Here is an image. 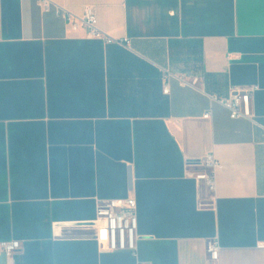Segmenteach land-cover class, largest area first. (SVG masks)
<instances>
[{
  "label": "crops",
  "instance_id": "crops-1",
  "mask_svg": "<svg viewBox=\"0 0 264 264\" xmlns=\"http://www.w3.org/2000/svg\"><path fill=\"white\" fill-rule=\"evenodd\" d=\"M51 1L93 7L124 42L0 0V242H21L0 264H264L263 132L214 99L252 89L264 123V0ZM209 153L213 192L196 178ZM129 197L136 255L92 225L99 202Z\"/></svg>",
  "mask_w": 264,
  "mask_h": 264
},
{
  "label": "built area",
  "instance_id": "built-area-1",
  "mask_svg": "<svg viewBox=\"0 0 264 264\" xmlns=\"http://www.w3.org/2000/svg\"><path fill=\"white\" fill-rule=\"evenodd\" d=\"M44 11H50L54 6L56 13L64 18L74 31L84 28L88 35L95 38H102L108 43L118 42L123 44V40H116L104 33L99 27V20L95 9L91 6L85 8L82 14H75L51 0H39ZM198 78L187 81L181 79L183 84L197 86ZM168 92V88L165 89ZM252 89H234L229 97L214 98L223 104L229 111L232 118H247L254 125L261 128L264 141V123L260 122L252 109ZM211 112H206L205 117H209ZM200 165L210 168L209 172L202 171L196 175L198 180H204L207 187L213 192L215 190V172L220 167L219 162L212 153L207 154L200 160ZM211 201L214 198L211 194ZM97 218L92 223L94 226V238L100 246L109 251H129L133 255L137 254V202L134 197L125 199H111L99 202L97 206ZM1 249L12 256L21 249V242L18 240H5L0 242ZM258 247H264V241L258 243ZM207 252L210 260L217 261L220 254V243L217 239L209 240Z\"/></svg>",
  "mask_w": 264,
  "mask_h": 264
}]
</instances>
